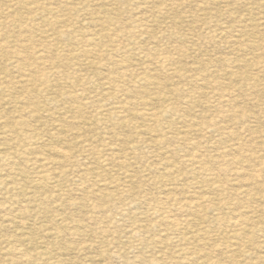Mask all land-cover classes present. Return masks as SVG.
<instances>
[{"label":"rangeland","instance_id":"374dc122","mask_svg":"<svg viewBox=\"0 0 264 264\" xmlns=\"http://www.w3.org/2000/svg\"><path fill=\"white\" fill-rule=\"evenodd\" d=\"M0 264H264V0H0Z\"/></svg>","mask_w":264,"mask_h":264},{"label":"bare ground","instance_id":"6f19581e","mask_svg":"<svg viewBox=\"0 0 264 264\" xmlns=\"http://www.w3.org/2000/svg\"><path fill=\"white\" fill-rule=\"evenodd\" d=\"M225 4H226V3H225ZM233 41H234V40H233ZM233 41H232V42H233ZM97 55H98V54H97ZM97 55H95V57H96ZM97 57H98V56H97ZM210 65H211V64H210ZM228 66H229V65H228ZM230 68H231V67H230ZM205 70H206V69H205ZM229 71H230V70H229ZM145 79H146V78H145ZM146 80H147V79H146ZM207 80H208V79H207ZM218 84H219V83H218ZM223 86H224V85H223ZM195 87H196V86H195ZM202 87H204V86H202ZM211 88H212V87H210V89H211ZM220 88H221V87H220ZM213 89H215V88H213ZM215 90H216V89H215ZM207 91H208V90H207ZM216 91H217V90H216ZM203 93H204V92H203ZM213 95H214V94H213ZM216 96H217V94H216ZM218 97H219V95H218ZM227 97H228V96H227ZM229 97H230V96H229ZM215 100H216V99H215ZM225 101H226V100H224V102H225ZM194 102H195V101H194ZM215 102H216V101H214V103H215ZM222 102H223V101H222ZM222 102H218V103H222ZM204 103H205V102H204ZM216 103H217V102H216ZM225 103H226V102H225ZM201 104H202V103H201ZM198 105H200V104L198 103ZM203 105H205V104H203ZM206 105H207V104H206ZM210 105H211V103H210ZM215 105H217V104H215ZM220 105H221V104H220ZM227 105H228V104H227ZM119 106H120V105H119ZM144 106H145V105H144ZM201 106H202V105H201ZM209 107L214 108L213 105H212V106H209ZM224 107H225V106H223V108H224ZM77 108H78V107H77ZM77 108H76V109H77ZM125 108H126V107H125ZM192 108H193V106H192ZM199 108H200V107H199ZM204 108H206V107L204 106ZM204 108H203V109H204ZM218 108H219V107H218ZM228 108H229V107H228ZM74 109H75V108H74ZM115 109H116V108H115ZM200 109H201V108H200ZM219 109H220V108H219ZM219 109H218V110H219ZM72 110H73V109H72ZM155 110H156V109H155ZM166 110H167V109H166ZM204 110H205V109H204ZM220 110H222V109H220ZM151 111H152V110H151ZM149 112H150V111H149ZM205 112H206V111H205ZM207 112H208V111H207ZM220 112H221V111H220ZM144 113H145V112H144ZM146 113H147V112H146ZM211 114H212V113H211ZM141 115H143V113H142ZM215 115H216V114H215ZM153 116H154V115H153ZM208 116H209V115H208ZM210 117H211V116H210ZM154 118H155V117H154ZM213 118H214V117H213ZM213 118H211V120H212ZM207 119H208V118H207ZM193 121H194V120H193ZM206 123H207V122H206ZM212 123H213V122H212ZM212 123H211L210 126H213ZM193 124H194V123H193ZM199 124H200V122H199ZM201 124H202V123H201ZM214 124H216V123H214ZM191 125H192V124H191ZM183 126H184V125H183ZM203 126H204V125H203ZM206 126H207V125H206ZM206 126H205V127H206ZM214 126H215V125H214ZM126 127H127V126H126ZM132 128H133V127H132ZM212 128H214V127H212ZM133 129H134V128H133ZM137 129H138V128H137ZM169 129H170V128H169ZM147 131H148V130H146V132H147ZM198 131H199V130H198ZM209 131H210V130H209ZM209 131H208V132H209ZM140 132H141V131H140ZM208 132H207V133H208ZM197 133H198V132H197ZM136 134H138V133H136ZM141 134H142V133H141ZM141 134H140V135H141ZM152 135H153V134H152ZM184 135H185V134H184ZM202 136H203V135H202ZM218 136H219V135H218ZM200 140H201V139H200ZM206 140H207V139H206ZM193 141H194V140H193ZM205 142H206V141H205ZM202 143H203V141H202ZM158 145H159V144H158ZM192 145H193V144H192ZM195 145H196V144H195ZM211 145H212V144H211ZM214 145H215V144H214ZM159 146H160V145H159ZM195 147H196V146H195ZM67 149H68V148H67ZM196 149H198V148H196ZM56 150H57V149H56ZM63 150H64V149H63ZM57 151H58V150H57ZM59 151H61V150H59ZM64 151H65V150H64ZM69 151H70V150H69ZM213 152H214V151H213ZM62 153H63V152H62ZM214 153H215V152H214ZM218 153H219V152H218ZM229 153H230V152H229ZM63 154H65V153H63ZM192 154H193V153H192ZM195 155H196V154H195ZM213 155H214V154H213ZM220 155H221V154H220ZM228 155H229V154H228ZM64 156H65V155H64ZM66 156H67V155H66ZM197 156H199V155H197ZM197 156H196V157H197ZM210 156H211V155H210ZM225 156H227V155L225 154ZM212 157H213V156H212ZM221 157H222V156H221ZM64 158L66 159V157H64ZM198 158L200 159V157H198ZM222 158H223V157H222ZM211 159H215V156H214L213 158H211ZM211 159H210V160H211ZM227 159H229V158H227ZM68 160H69V159H68ZM200 160H201V162H202V159H200ZM203 160H204V159H203ZM232 160H233V159H232ZM211 161H213V160H211ZM211 161H210V162H211ZM226 161H227V160H226ZM230 161H231V159H230ZM233 161H234V160H233ZM227 162H228V161H227ZM190 163H191V162H190ZM211 163H212V162H211ZM211 163H210V164H211ZM195 164H197V163H195ZM193 165H194V164H193ZM210 166H211V165H210ZM199 171H200V170H199ZM207 171H208V170H207ZM200 172H201V171H200ZM204 172H205V171H204ZM201 173H202V172H201ZM201 173H200V174H201ZM205 173H206V172H205ZM208 173H209V172H208ZM202 174H203V173H202ZM206 174H207V173H206ZM253 175H255V174H253ZM210 176H211V175H210ZM254 177H255V176H254ZM43 179H44V178H43ZM213 179H214V178H213ZM207 180H208V179H207ZM214 180H215V179H214ZM40 182H41V181H40ZM38 184H39V183H38ZM196 186H197V185H196ZM211 187H212V186H211ZM244 187H245V186H244ZM240 188H241V187H240ZM247 188H248V186H247ZM169 189H170V188H169ZM244 191H245V190H244ZM242 193H244V192H242ZM167 195H169V194H167ZM162 198H163V197H162ZM205 198H206V197H205ZM196 199H197V198H196ZM168 200H169V199H168ZM203 200H204V199H203ZM201 201H202V200H201ZM204 201H206V200H204ZM207 201H208V200H207ZM173 202H174V201H173ZM199 203H200V202H199ZM207 203H209V202H207ZM207 203L205 202V204H207ZM210 203H211V202H210ZM163 204H164V203H163ZM189 204H191V203H189ZM197 205H198V204H197ZM207 205H208V204H207ZM203 207H204V206H203ZM213 210H214V209H213ZM233 214H234V213H233ZM239 215H240V214H239ZM240 216H241V215H240ZM240 216H239V217H240ZM236 218L238 219L237 215H236ZM236 218H234V219L237 220ZM241 218H242V216H241ZM232 219H233V218H232ZM242 220H243V219H242ZM242 220H241V222L244 221V220H243V221H242ZM245 221H246V220H245ZM9 222H10V221H9ZM235 222H237V221H235ZM238 222H240V221H238ZM241 222H240L239 224H241ZM11 223H12V222H11ZM233 223H234V222H233ZM234 224H235V223H234Z\"/></svg>","mask_w":264,"mask_h":264}]
</instances>
